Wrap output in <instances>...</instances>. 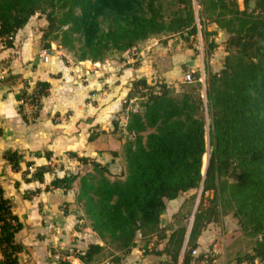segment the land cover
I'll use <instances>...</instances> for the list:
<instances>
[{"label":"trees","instance_id":"16d2710c","mask_svg":"<svg viewBox=\"0 0 264 264\" xmlns=\"http://www.w3.org/2000/svg\"><path fill=\"white\" fill-rule=\"evenodd\" d=\"M38 14L47 22L41 31L42 49L49 51L58 43L77 62L103 63L165 35L181 36L190 44L200 34L207 45L206 102L200 71L192 74L193 84L179 97L171 86L150 85L145 79L134 81L127 90L124 110L134 100L141 103L140 110L128 113L127 134L119 137L125 141L126 159V170L119 178L111 179L108 166L71 154L82 165H90L91 172L68 174L46 186L44 178L53 173L51 165L37 168L28 179L34 166L30 155L5 152L4 159L13 172L22 174L25 184L37 183L34 191L23 194L24 200L55 190L67 194L79 182L76 204L103 246L90 244L87 250H73L64 258L96 264L98 257L109 252L105 264H122L139 249L144 257H165L158 264H197L205 258L193 256L202 233L231 215L242 235L255 241L253 254L236 264H264V0H0V50L13 49L18 32ZM209 25L229 35L219 73L210 66L218 45L215 40L209 42L217 36L208 31ZM51 86L40 81L33 94L19 95L23 105L34 109V120ZM205 108L212 152L203 173ZM20 114L28 123L23 107ZM113 126L117 135L119 121ZM95 139L92 134L90 142ZM33 156L48 162L52 158L50 152ZM15 187L19 190L20 183ZM196 190H202L196 211H188L184 203L173 215V223L162 227L166 202ZM23 229L0 186V264H20L19 256L27 253L17 241ZM59 264L71 263L65 259Z\"/></svg>","mask_w":264,"mask_h":264},{"label":"crops","instance_id":"0c3cea01","mask_svg":"<svg viewBox=\"0 0 264 264\" xmlns=\"http://www.w3.org/2000/svg\"><path fill=\"white\" fill-rule=\"evenodd\" d=\"M208 31L216 32L221 38L226 36L215 25H210ZM41 39V30L34 28L30 20L16 35L14 48L0 50V186L5 199L12 203L14 214L23 223L24 229L17 237L32 226L39 228V232L42 230V237L38 238L42 244L60 251L83 252L90 244L103 246V243L89 224L83 225L86 222L84 212L76 204L78 191L75 193L71 190L64 194L55 190L43 192L31 201L24 200L23 194L34 191L37 183L25 184L22 174L13 172L4 159L5 152L30 155L34 166L28 179L37 168L51 165L53 173L45 175L46 186L56 178L77 175L79 171L87 169L88 166L70 157L71 154L108 166L114 174L112 169H116V164L123 160L125 141L119 139L122 134H113V122L121 119L119 129L124 131V135L127 134V109H123V104L132 83L145 79L150 85L165 83L172 86L179 80L173 75L179 77L183 66L200 71L205 82V72L200 70L204 68V55L196 56L193 50L185 47L184 42L176 47L177 40L155 38L122 55L121 60L110 59L93 64L75 62L69 52L58 44H52L49 51H44ZM215 42L218 48L210 60V66L214 73H219L223 69V62L217 59L222 44L217 40ZM40 81H49L52 86L34 120V109L23 105L19 95L23 91L33 94ZM21 107L28 123L20 114ZM92 134L96 139L90 142ZM46 152L52 154L50 162L33 156ZM114 153H117V157L113 156ZM16 182L20 183L19 190L15 187ZM175 202L177 200L170 204ZM30 203L33 205L28 207ZM19 205L24 208L17 212ZM26 214H30L29 219ZM22 244L28 248L25 242ZM65 259L71 264H81L73 257L64 258L63 261ZM147 262L148 258L135 249L122 264ZM102 263L98 257L96 264Z\"/></svg>","mask_w":264,"mask_h":264},{"label":"rangeland","instance_id":"374dc122","mask_svg":"<svg viewBox=\"0 0 264 264\" xmlns=\"http://www.w3.org/2000/svg\"><path fill=\"white\" fill-rule=\"evenodd\" d=\"M194 7L196 11V17H197V26L199 30L201 29L200 26V20L198 17L199 13V7L197 6V2L194 1ZM32 23L34 24V28H38L39 30H43L47 26V22L45 20V17L43 15H36L34 18H32ZM106 26L104 25V28ZM210 25L207 27L209 29ZM226 34L225 32H223ZM218 35V34H217ZM159 39H166L168 40H177L175 43L177 44L176 47H179L182 45V37L178 35H165V36H159ZM212 40L219 41L221 45V50L218 54V62H223L224 65V57L227 56V41L229 40V35L226 34L223 38L221 36H215L209 39V42ZM58 44V43H54ZM189 46L193 47L195 51H197L196 56L204 55L205 50L207 49L206 42L202 39L201 35L199 34V37L197 39L191 38V43L186 44V48ZM65 50V49H63ZM217 50V49H216ZM132 52V51H131ZM216 52V51H215ZM214 52V53H215ZM226 53V56H225ZM128 53L124 54L127 55ZM70 57L72 56L73 59L76 61L74 54L69 52ZM122 55H115L111 59H120ZM205 58V55H204ZM224 59V60H223ZM201 68V67H200ZM223 68V66H222ZM204 70V68L200 69ZM194 73V70L189 69L188 67L185 68V66L182 67V71L180 72V75H173L174 78H178V82L176 84H173L171 87L175 89L176 96L179 97L181 94L187 90L190 89V86L193 84V82L188 83L185 81V75L187 72ZM198 71V70H197ZM202 80L204 82V78L202 77ZM2 82V81H1ZM153 85V84H151ZM203 96L204 100L206 102V85L204 82V89H203ZM140 103L141 101L134 100L133 102L128 104V109L125 111V118H128L127 115L130 111H138L140 110ZM205 120H206V144H207V154L204 157L203 162V173L206 172L208 161L210 158V154L212 152V147L210 144L209 139V118L206 113L205 108ZM119 122H121V119H119ZM122 129V128H121ZM118 136L123 135L124 131L118 130ZM153 132V131H150ZM122 161L119 162V165H117L116 169H112L113 173L111 176V179L119 178L121 176V173H124L126 170V159L124 150H122ZM92 170L91 166H88L87 169H83L78 172L79 175L84 176L88 173H90ZM233 181V180H232ZM74 192L76 193L79 190V182H77L73 187ZM202 196V190H196L191 191L187 194H184L180 196L177 200V202L170 204L172 202H166L167 203V210L164 216L161 220V226L162 227H168L171 223H173L172 217L173 215L179 210L182 204H186L188 211H192L194 213L197 209V207L200 204ZM211 198V195H207ZM32 200V199H31ZM30 200V201H31ZM33 203L28 204L29 206H32ZM24 206L19 205L17 212H20L21 209H23ZM83 211V209L81 208ZM84 212V211H83ZM29 216L30 214H26ZM86 222L83 225H88L89 221L86 217ZM32 224V223H31ZM39 229V228H38ZM38 229L33 228L32 226L26 229L23 233H21L17 240L20 243L25 242L27 245V254H21L19 256V263L20 264H59L60 261H63L64 256L66 254H72L73 251H60L59 249L54 248L53 246H50L48 244H42V241L38 240L39 237H42L41 232L38 231ZM139 245L140 239H138ZM255 246V241L250 240L242 235L241 229L238 226L237 220H235L231 215L227 216L221 225H211L207 227V229L202 233L201 238L199 239V249L196 251V258H198L200 255H205V258L200 261L197 264H236V261L248 254H253V248ZM163 247V246H162ZM127 258V257H126ZM148 264H158L160 261L165 260V257L159 258L156 256H148ZM2 260L0 255V261ZM109 252H106L103 256L100 257V261H102V264H105L109 262ZM208 260H212V262H208ZM125 261V260H124ZM144 263V262H143ZM141 263V264H143ZM129 264V263H128ZM255 264H260L259 262H256Z\"/></svg>","mask_w":264,"mask_h":264},{"label":"built area","instance_id":"2783aa9c","mask_svg":"<svg viewBox=\"0 0 264 264\" xmlns=\"http://www.w3.org/2000/svg\"><path fill=\"white\" fill-rule=\"evenodd\" d=\"M44 53L46 54L47 52H44ZM185 81L188 82V83L193 82L192 73H189V72L186 73ZM30 170H31V168H30ZM193 256L196 257V252L193 253Z\"/></svg>","mask_w":264,"mask_h":264}]
</instances>
